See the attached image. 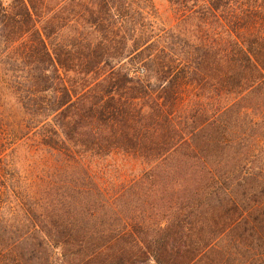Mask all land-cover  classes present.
<instances>
[{"label": "trees", "instance_id": "obj_1", "mask_svg": "<svg viewBox=\"0 0 264 264\" xmlns=\"http://www.w3.org/2000/svg\"><path fill=\"white\" fill-rule=\"evenodd\" d=\"M167 1L0 0V264H264V0ZM8 133L53 173L20 215Z\"/></svg>", "mask_w": 264, "mask_h": 264}, {"label": "rangeland", "instance_id": "obj_2", "mask_svg": "<svg viewBox=\"0 0 264 264\" xmlns=\"http://www.w3.org/2000/svg\"><path fill=\"white\" fill-rule=\"evenodd\" d=\"M152 3L155 6L156 17L159 23L170 26L175 22L174 11L171 9L167 0H152ZM127 69L132 71V73L134 71L131 65H127ZM18 106H20V104H14L13 99L10 98L5 104H0L5 119L8 124L13 127H15V123L22 114V110H20ZM37 116H39L38 119L44 121L46 118L47 120L49 118V115L45 114L43 111ZM15 134L16 133L9 134L6 146L9 148L13 142H21L17 150L20 167H17L10 173L14 181L11 186L12 191H10L8 198L11 200L12 207L15 209L14 214L20 215V211L17 212V210H20L22 207L20 204L21 200L25 201V199L30 196L32 197L31 200H33L37 195V187L39 188L43 180L45 181L46 179L49 181L53 173L48 168L49 165L40 159V155L43 154L42 151H34V145L31 143L32 140L27 139L23 140L25 141L23 142L21 140L22 138L15 136ZM28 150L32 152L29 155H27L29 152L26 153ZM146 165V162L138 154L114 148L109 157L92 165V171L97 174V178H99L102 185L106 186L110 192H114L118 190L121 185L130 182L133 174L146 167ZM43 202H45V200H43ZM53 249L55 257H59V250L57 248Z\"/></svg>", "mask_w": 264, "mask_h": 264}]
</instances>
